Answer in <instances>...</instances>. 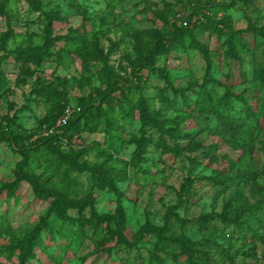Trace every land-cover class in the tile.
<instances>
[{
	"label": "rangeland",
	"instance_id": "1",
	"mask_svg": "<svg viewBox=\"0 0 264 264\" xmlns=\"http://www.w3.org/2000/svg\"><path fill=\"white\" fill-rule=\"evenodd\" d=\"M46 13L53 15L50 33ZM221 19L234 29L262 27L264 0H0V41L8 23L15 43L30 47L46 44L49 52L36 68L14 60L0 43V123L29 137L25 142L47 136V126L41 120L53 101L38 88L66 79L68 104L77 110L79 99L90 96L101 109V124L96 132L84 131L71 142L63 140L60 148H93L78 160L101 163L103 158L96 157L94 148L95 143L106 146L107 118L118 120L119 134L125 140L115 157L105 161V165L126 172L125 180H115L120 194L109 187L91 186L88 173L76 169L67 172L65 165L53 173L55 161L44 150L29 158L23 174L64 191L74 204L67 210L72 218H86L92 208L99 214L122 213L123 233L131 245L117 246L116 239L102 244L100 233L85 221L71 223L51 216L52 233L41 229L27 264H142L150 255L162 264H186L174 244L158 243L155 236L141 230L145 221L163 225L169 208L173 212L165 234L176 237L186 233L191 238L197 256L194 264L203 256L208 264H264V203H260V195L251 194L249 185L243 195L257 207L245 214L248 226L223 229L215 219L200 229L176 220L220 212L231 194L240 193L242 188L234 178L246 168L256 173L255 182L264 194V85L259 84L264 80V39L256 37L253 55L242 53L241 65L231 62L227 81L235 92L243 94L244 88H250L244 96L260 122L250 146L234 148L214 137L209 130L213 118L191 109L195 98L192 90L199 88L206 76L226 81L230 62L224 46L226 36L210 30V22ZM171 24L192 28L209 51V63L202 52L188 49L158 54L151 66L139 67L137 30L167 34ZM244 35L253 44L252 33ZM109 83L115 87L110 94L113 102L103 98ZM141 97L161 123L175 120L167 126L176 125L188 133L175 141L163 136L169 146L178 144L180 154L164 152L156 145L160 130L148 125L144 130L150 140L147 150L143 160L132 165L135 144L127 140L140 133ZM127 110L130 116L121 117ZM21 162L22 155L11 143L0 141V185L15 179L14 169ZM182 186H188L193 194L180 203L177 193ZM49 205L50 199L36 196L28 179L23 178L13 193H0V222L15 235L24 236L38 226ZM77 205L84 206L82 215ZM81 229L83 236L79 235ZM6 242L0 239V264H18L17 249L1 247Z\"/></svg>",
	"mask_w": 264,
	"mask_h": 264
},
{
	"label": "trees",
	"instance_id": "2",
	"mask_svg": "<svg viewBox=\"0 0 264 264\" xmlns=\"http://www.w3.org/2000/svg\"><path fill=\"white\" fill-rule=\"evenodd\" d=\"M3 13V11H1ZM47 17L46 29L50 33L52 30V18L53 15L45 14ZM210 30L217 35H225L224 46L226 47V54L230 57L228 71L225 74L224 82H220L215 77L204 78V81L200 84L199 88L192 90L194 94L193 105L191 107L194 112L205 113L213 118V123L209 126V130L212 135L219 140L231 145L234 148H245L252 144L257 132L260 129L259 118L256 113L251 110L247 104V99L244 94L249 91L250 88H244L243 94L241 92L233 91V85L227 83L229 79V70L232 61L242 64V53L246 55H253L254 45L256 43V37L261 36L264 39V26L256 27L248 25L245 28L234 29L228 26L225 19L218 20L216 22H210ZM252 33L253 44L246 38V33ZM14 30L7 23V28L1 38V48L7 50V55L21 63H32L36 68H40L43 62L44 56L48 55V47L46 44L37 45L34 47L21 46L14 42ZM136 54L140 57V68L148 67L153 64L155 57L158 54H165L172 51L186 52L188 49H194L202 52L209 63L210 55L204 44L201 43L193 33L192 28L185 27L183 25L171 24L169 33L165 34L157 30H137L136 32ZM149 39H153L151 43ZM264 71V69L262 68ZM241 77H244L243 72L240 73ZM66 79H59L55 82H48L41 86L40 93L46 94L52 97V105L49 111L43 116L41 122L47 126V128L54 125L57 118L62 114L66 105L67 90ZM108 90L105 92L103 98H108L113 102L114 98L110 95L115 87L109 83ZM260 85H264V80L259 81ZM220 90V92L218 91ZM123 93V92H121ZM123 95V94H121ZM125 97V95L123 96ZM79 109L74 108V112L67 121V123L57 131L48 134L44 137L35 138L32 142H25L29 137H22L18 133H14L10 128H5L0 123V141L10 142L12 147L15 148L22 155V162L14 169L15 179L11 182H5L0 185V193L6 190L7 194L13 193L18 187L19 181L23 178L28 179L32 185L33 192L36 196L43 199H50V205L41 218L38 226L26 235L21 237L15 235L9 226L2 225L0 222V239H5L6 245L1 244V247L9 246L11 249H17L18 264H27L28 260L32 258L33 249L38 244L37 240L40 237L41 229L45 227L47 233H52V226L48 222V218L54 216L61 221L74 222L78 221L82 223L85 221L94 231L100 233V243H109L113 239H116V245L122 244L130 246L131 243L123 233L124 218L123 214L116 212L114 215H108L105 213H98L94 208L91 209L90 215L83 218L81 209L83 205H77L78 212L82 216L78 218H72L67 214V210L70 206L68 196L64 191L58 190L49 184H40L35 177H26L23 174V167L28 164L29 158L40 150H44L45 155H51L55 166L53 173L61 171L62 165L66 166L65 171L78 170L89 174V181L91 186L103 189L109 187L113 189L117 194H120L115 180H125L127 175L124 170H115L111 166L105 165L107 159H112L115 154L121 149L122 143L125 141L119 134L120 125L118 120L107 118L106 126L104 128L105 134V148L100 147L98 143H95L96 157L103 158L101 163L90 161H79L78 158L90 152V147H82L78 151L73 148L65 151L60 148V144L63 140L67 139L71 142L72 137L79 136L82 132H96L101 124V109L99 104H94L90 101V96L81 97L79 99ZM94 105V106H92ZM149 106L146 104L144 98L139 99L138 103V119L140 123V133L131 136L128 142L135 144V149L132 153V165L141 162L144 157V153L147 150V145L150 140L144 135L146 126H154L160 130L158 139L155 144L163 147L164 152H173L180 154V147L178 144L169 146L167 140L163 137L167 134L173 141L175 138L185 137L187 132L182 133L176 125L167 126V124L175 122V120H169L165 124L161 123L157 117L152 116ZM243 107L244 109H242ZM130 110L123 111L121 117H129ZM67 172H63L66 174ZM256 173L246 168L239 175L235 176L237 186L242 189L239 194L233 193L225 201L220 212H210L201 214L194 219H186L176 217V220L185 225L187 223L196 224L200 229L207 228L209 223L215 219L221 223L223 229L231 228L235 229L243 225H247L245 221L246 213H253L257 205L254 206L249 199L243 195V189L250 186L251 194L254 197L260 195L261 202L264 203V194L260 191V187L255 182ZM193 191L188 186H182L181 190L177 193L178 201L181 203L187 199L189 195H192ZM264 207V206H263ZM168 213L165 216L164 224L154 225L149 221H145L142 225V232L148 233L156 237L158 243L166 242L169 245H175L178 249L177 255L184 257L186 264H194L196 260V250L194 249V242L186 233H181L176 237L167 236V226L169 224V216L173 212L171 208L168 209ZM101 230V231H99ZM79 235L83 236L82 229ZM232 247V245H231ZM230 247V248H231ZM231 253L230 249L229 252ZM233 257V256H231ZM142 264H162V260L155 255H150ZM196 264V263H195ZM199 264H208L206 257L199 259Z\"/></svg>",
	"mask_w": 264,
	"mask_h": 264
},
{
	"label": "built area",
	"instance_id": "3",
	"mask_svg": "<svg viewBox=\"0 0 264 264\" xmlns=\"http://www.w3.org/2000/svg\"><path fill=\"white\" fill-rule=\"evenodd\" d=\"M73 112H74V107L71 104L66 105L62 114L57 118L53 126L47 128L45 134L53 133L57 131L58 128L65 125Z\"/></svg>",
	"mask_w": 264,
	"mask_h": 264
}]
</instances>
